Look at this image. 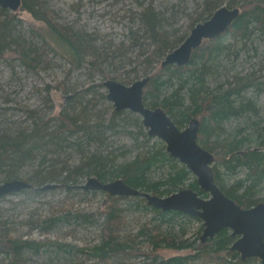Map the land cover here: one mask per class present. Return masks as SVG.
I'll use <instances>...</instances> for the list:
<instances>
[{
    "label": "rangeland",
    "instance_id": "374dc122",
    "mask_svg": "<svg viewBox=\"0 0 264 264\" xmlns=\"http://www.w3.org/2000/svg\"><path fill=\"white\" fill-rule=\"evenodd\" d=\"M202 1L155 0V3L161 10H169L166 17L170 18L169 24L172 23L168 27L170 33H187L188 36L192 30L189 28L190 20L201 11ZM140 2L141 0H27L31 11L22 7L13 11L6 8L7 12L13 13L17 18L16 34L25 44L26 50H29L31 55L39 53L44 62L36 67L28 66L23 61V55L12 50L16 46L9 48L4 57L0 56V138L16 136L22 132L29 133L40 120H46L49 129H55L59 123L58 114L66 109L85 110L84 116L92 122L109 124L115 105L107 98L106 82L113 78L106 79L100 70L91 64L93 57L87 56L84 60H77L65 38L71 32L93 40L99 49L110 47L112 51H119L120 54L109 52L102 67L115 76L114 80L131 85L155 72V67L158 66L155 63L152 70L146 73L140 64V60L153 49L149 39L140 38L139 36L143 35L137 30L140 28L139 15L143 10ZM232 6L234 5L230 7ZM171 7H174V11ZM47 23L53 25L54 32ZM219 41V53L214 51L205 65L204 87L217 91L228 87L230 82L249 83L245 95L250 99L251 110L244 117L228 120L223 125V131L233 133L240 129L251 132L252 123L264 125V90L258 91L254 85L257 81L255 78L264 73V30H255L247 39H240L233 33L226 32ZM102 55L106 56L105 52ZM100 58H95L96 62H101L104 57ZM164 59L165 57L161 58V63ZM189 72L185 71L183 77ZM177 87L178 83L174 80L163 89L162 96L170 95ZM187 88L181 90L185 98ZM124 110L125 113L115 119L112 128L103 129V140L90 142L82 133L73 139L69 138L59 149V146H42L39 152L34 153L36 158L19 169L18 178L28 181V176L40 169L41 162L44 163L41 168L55 161H59L58 167L69 168L80 165L92 152H100L109 156L110 165H116L134 159L143 149H157L161 143L166 145L159 137L149 135L148 127L143 124L139 113L130 109ZM247 127L248 129H245ZM261 148L264 149V145ZM168 170L169 165L156 164L150 173L152 177L159 178ZM221 171V184L225 188L246 176L245 169H240L234 174H229L223 168ZM2 177L3 175H0V179H3ZM89 178L80 175L78 184L71 189L58 184L53 188H42L38 193L23 190L0 197V221L7 218L11 222L14 235L36 239L48 236L53 240L77 244L78 247L84 248L59 249L56 245L47 244L37 254H28L31 264L141 263L142 257L122 254L111 262H98L89 251V247L100 240V225L105 219L104 211L106 212L113 200L116 199L119 207L130 208L126 212L127 222L123 231L125 234H135L140 221L148 218L142 217L139 220L140 211L136 210L133 195H117L124 198L113 199L114 197H109L107 192L101 189L96 192L86 190L84 185ZM188 183L189 181L181 188L188 187ZM255 194L256 197L264 196V184ZM69 208L94 213L92 222L78 223L73 218L70 221L59 220L47 233L42 231L41 227L31 229L25 222L31 217L43 219L60 215L64 209ZM181 223L185 232L182 233L180 229L177 236L179 239L188 238L195 244L202 241L204 226L202 232H199V228L203 221L192 218L182 220ZM183 253L185 251L165 250V255L169 256ZM258 262L261 264L259 259L255 261L256 264Z\"/></svg>",
    "mask_w": 264,
    "mask_h": 264
},
{
    "label": "trees",
    "instance_id": "16d2710c",
    "mask_svg": "<svg viewBox=\"0 0 264 264\" xmlns=\"http://www.w3.org/2000/svg\"><path fill=\"white\" fill-rule=\"evenodd\" d=\"M140 3L143 5V10L139 15L140 28L137 30L143 36L139 37L149 39L153 46V49L140 60V64L143 65V70L146 73L150 69L152 70L155 63L158 65L155 67L157 69L155 72L148 74L150 79L145 86L143 95L145 104L151 108L163 107L180 128L185 127L194 118L199 119V142L214 154L215 159L212 167L216 183L226 195L233 198L242 207L248 208L259 202H264V196L256 197L255 194L264 184V149L261 148L264 145V125L252 123L250 127L253 131L251 132L240 129L233 133L223 131L224 123L234 118L244 117L251 110L250 99L245 95L249 83L240 81L233 84L230 82L228 87L217 91H210L204 87L205 65L214 51L217 52L216 54L219 53L221 36L226 32H231L240 39H247L255 30H264V0H203L201 11L190 20V29L198 22L209 18L222 5L238 6L240 14L220 36L214 39H204L202 45L193 50L189 64L183 66L169 64L165 67L161 66V58L178 47L187 38V33L182 35H176L175 32L170 33L168 27L172 23L169 24L170 18L166 17L169 10H161L155 0H141ZM28 4L27 0H22V9L31 11ZM171 9L174 11V7ZM16 21L17 18L13 13L0 7V56L4 57L9 48L12 49L16 46L12 50L21 53L23 61L28 66H40L39 64L44 60L40 58L39 53L31 55L32 53L26 50L25 44L19 40L20 37L16 34ZM47 26L51 31L55 30L52 24L47 23ZM68 35L65 38L66 43L69 44L71 52L77 60H84L87 56L93 57L90 61L91 64L99 69L106 79L115 78L102 67V64L106 61L109 52L120 54L119 51H112L110 47L99 49L91 39L71 32ZM205 42H208L207 45H204ZM104 52L106 56L102 55ZM100 57L104 58L101 62H96L95 58ZM194 63H196L195 66L190 65ZM187 70L190 72L186 77H183V73ZM174 80L178 83V87L170 95L162 96L163 89ZM255 80H257L254 82L256 89L263 91L264 73L256 77ZM184 87H188L187 98L181 94ZM187 100L188 103H186ZM84 111L62 110L57 116L59 123L52 130L47 127L46 120H40L36 122L35 128L29 133L22 132L16 136L1 137L0 175H3V179H0V184L1 181L18 178L19 169L34 160L36 158L34 153L39 152L38 150L42 146L43 148L59 146V149L63 147V143L68 142L69 138L73 139L74 136H79L82 133L84 134L82 136H85L90 142L103 140V129L112 128L115 119L125 113V110L115 109L112 121L105 125L92 122L84 116ZM255 143L257 144L254 145ZM154 148L143 149L134 159L116 165H110L109 156L102 155L100 152H92L80 165L69 168L58 167L59 161L41 168L44 164L41 162L40 169L34 171L27 178L32 187L24 191L38 193L42 186L51 183L61 184L71 189L78 184V178L83 174L90 178L96 177L104 182L122 178L132 187L160 196L177 191L189 181V187L204 197L209 196V193L199 186L196 176L187 166L167 151L166 145L161 143L157 149ZM156 164L157 166L160 164L169 165L168 172L159 178L152 177L150 172ZM221 168L229 174L245 169L246 176L225 188L221 184V174L223 173ZM86 190L96 192L97 189ZM107 195L111 198L114 197L113 199L124 198L109 193ZM3 196L4 194L0 195V197ZM133 199L136 210L140 211L139 220L142 217L148 218L143 222L140 221V226L135 234H125L123 231L127 222L126 212L130 208L119 207L116 199L113 200L106 212L104 211L105 219L100 225L99 242L89 247V251L98 262L108 263L122 254L142 257L140 264H256L257 258L242 259L240 253L232 248L236 236L232 235L231 229L224 228L213 239L195 244L188 238L179 239L177 236L180 229L182 233L185 232L182 220L194 218L202 221L199 217L176 210L164 211L153 207L142 196H134ZM92 216H94L92 212L69 208L64 209L60 215L43 219L31 217L25 222L30 225L31 229L41 227L42 231L47 233L55 227L59 220L70 221L73 218L78 223H91ZM11 226V222L7 218L0 221V264H31L28 254H37L47 244L56 245L59 249L69 247L70 249L84 250L77 244L63 243L48 236L40 239L19 237L13 234ZM202 229L203 224H201L199 232H202ZM166 249L185 251V253L169 256L165 255ZM258 264L260 263L258 262Z\"/></svg>",
    "mask_w": 264,
    "mask_h": 264
},
{
    "label": "water",
    "instance_id": "95a60500",
    "mask_svg": "<svg viewBox=\"0 0 264 264\" xmlns=\"http://www.w3.org/2000/svg\"><path fill=\"white\" fill-rule=\"evenodd\" d=\"M22 0H0V6L18 10ZM238 6L222 5L208 19L196 24L187 38L170 51L162 61V66L189 64L193 50L204 39H214L225 32L239 16ZM149 76L137 80L131 85L122 84L114 79L106 82L107 98L115 109H130L139 113L148 133L162 139L167 151L196 176L199 186L209 196L204 197L191 187H184L171 194L160 196L152 192L132 187L122 178L101 181L91 177L84 185L85 189H101L111 195H133L145 197L147 203L164 211L176 210L184 214L199 217L203 221L202 241L213 239L222 229L229 228L236 236L232 248L238 251L242 259L256 257L264 264V202L251 207H242L233 198L224 193L215 181L213 170L214 154L199 142L200 120L192 119L187 126L180 128L163 107H148L144 102V89ZM56 183L42 186L49 189ZM32 187L24 179L15 178L0 184V195L20 192Z\"/></svg>",
    "mask_w": 264,
    "mask_h": 264
},
{
    "label": "bare ground",
    "instance_id": "6f19581e",
    "mask_svg": "<svg viewBox=\"0 0 264 264\" xmlns=\"http://www.w3.org/2000/svg\"><path fill=\"white\" fill-rule=\"evenodd\" d=\"M12 11H13V10H12ZM201 22H202V21H201ZM198 23H199V22H198ZM198 23H197V24H198ZM202 43H203V42H202ZM201 45H202V44H201ZM201 45H200V46H201ZM196 49H197V48H196ZM165 57H166V56H165ZM161 65H162V63H161ZM172 65H177V64H172ZM167 66H168V65H167ZM163 67H165V66H163Z\"/></svg>",
    "mask_w": 264,
    "mask_h": 264
}]
</instances>
